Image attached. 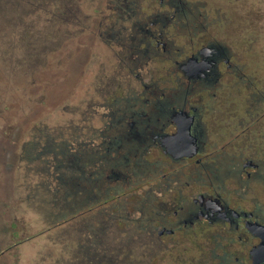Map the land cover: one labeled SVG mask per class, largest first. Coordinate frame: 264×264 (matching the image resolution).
Listing matches in <instances>:
<instances>
[{
	"label": "flooded vegetation",
	"instance_id": "af4514ba",
	"mask_svg": "<svg viewBox=\"0 0 264 264\" xmlns=\"http://www.w3.org/2000/svg\"><path fill=\"white\" fill-rule=\"evenodd\" d=\"M80 2L74 6L84 20L67 15L61 25L79 31L90 57L79 72L65 76L56 68L67 52L51 53V89L57 92L66 80L72 90L78 75L85 86L88 68L98 70L111 45L118 62L114 82L134 95L126 96V105L122 96L113 97L119 107L102 121L112 124L107 132L102 126L100 139L110 138L117 156L154 150L203 179L180 181L157 198L165 214L147 224V238L185 237L166 246L168 264H199L218 255V264H264V229H250L264 227V0H90L88 12L87 0ZM188 59L201 68L186 73ZM176 112L192 117V157L172 158L160 143L174 133ZM215 157L232 158L240 180L228 186L223 175L217 185L215 169H209ZM116 170L110 169L115 180L126 176ZM79 185L86 189L85 181ZM18 242L0 246V255ZM258 245L262 249L251 254Z\"/></svg>",
	"mask_w": 264,
	"mask_h": 264
},
{
	"label": "rangeland",
	"instance_id": "374dc122",
	"mask_svg": "<svg viewBox=\"0 0 264 264\" xmlns=\"http://www.w3.org/2000/svg\"><path fill=\"white\" fill-rule=\"evenodd\" d=\"M74 3L72 0H0V246L19 241L0 255V264H53L55 257H65L74 246L71 236L63 240L67 242V249L61 246L55 238L59 230L51 228V207L42 200L45 195L42 192L33 194L30 190L36 177L28 167L31 163H25L22 152L28 141L34 142V137L38 142L46 139V135L34 136L41 128H45L41 131L50 132L53 142L71 139L69 137L76 132L87 134L91 128L100 130L105 124L102 121L119 107L113 97L122 96L125 100L126 96L134 95L132 88L121 90L114 82L118 79L114 73L118 62L111 45H108L109 51L103 50L107 59L99 60L98 70L88 68L85 86H80L82 79L78 75L72 90L65 88L66 80L55 87L57 92L51 89V53L67 52V61L56 68L63 69L65 76L79 72L89 56V51L78 42L79 31L61 25L67 15H72L71 20H84ZM75 4H81L80 0ZM89 7L90 0H87L86 12ZM68 8L71 13L66 12ZM205 14L207 20L210 13ZM261 23L264 24V18ZM65 47L67 51H63ZM119 83L124 82L120 80ZM123 104H127L126 100ZM47 159L51 160L49 156ZM232 162L234 160L229 157H215V167L209 169H215L217 185L223 175L222 181L226 180L228 186L240 180L236 163ZM123 170L126 176L119 181L124 185L123 192L111 194L101 206L107 210L110 204L124 198L129 217L141 220L145 228L152 219L163 218L165 212L157 198L164 196L168 188L184 180L194 184L203 180L187 172L185 166L167 162L154 150L146 155L127 157ZM69 230L72 231L67 227L68 236ZM145 236V243L131 251L143 264H151L155 257L157 264H168L166 246L185 239L179 232L162 242L151 241ZM177 250L174 247V251ZM219 257L208 260L204 256L199 264H218Z\"/></svg>",
	"mask_w": 264,
	"mask_h": 264
},
{
	"label": "trees",
	"instance_id": "16d2710c",
	"mask_svg": "<svg viewBox=\"0 0 264 264\" xmlns=\"http://www.w3.org/2000/svg\"><path fill=\"white\" fill-rule=\"evenodd\" d=\"M111 124L105 123L103 131H111ZM43 129L34 136L46 135V139L38 142L34 137V142L28 141L22 151L25 163H31L28 167L36 177L30 190L45 195L42 200L51 207V228L59 230L55 238L61 246L67 249L65 239L70 236L74 239L72 252L68 251L65 257L58 255L53 264H143L131 253L145 243L143 222L129 217L123 197L107 210L101 206L111 194L123 192L121 178L115 180L110 169L124 173L128 156H117L113 141L100 139L101 129L91 128L87 134L72 133L71 139L55 142L50 132ZM77 136L81 138L76 139ZM80 181L86 182V189L81 190ZM67 227L72 229L69 236Z\"/></svg>",
	"mask_w": 264,
	"mask_h": 264
},
{
	"label": "water",
	"instance_id": "95a60500",
	"mask_svg": "<svg viewBox=\"0 0 264 264\" xmlns=\"http://www.w3.org/2000/svg\"><path fill=\"white\" fill-rule=\"evenodd\" d=\"M208 65L202 66V68H207ZM183 70L189 74L191 70H199L197 63L194 64L192 59H188L186 63L182 66ZM191 116H186L182 112H176L172 115V121L175 125V131L172 134L164 135L160 137V143L165 147V151L169 153L172 158L179 157H192L197 152V144L195 143V137L190 133ZM207 203V202H206ZM254 227V226H253ZM261 230L264 227L255 226V228H250L256 234H260L257 230ZM261 246L253 248L250 253L255 254V252L261 250ZM254 256V255H253Z\"/></svg>",
	"mask_w": 264,
	"mask_h": 264
}]
</instances>
